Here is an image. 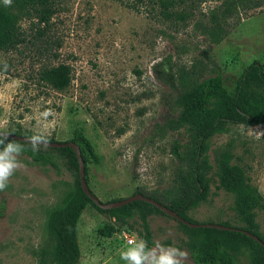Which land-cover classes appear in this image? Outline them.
<instances>
[{
  "label": "rangeland",
  "instance_id": "1",
  "mask_svg": "<svg viewBox=\"0 0 264 264\" xmlns=\"http://www.w3.org/2000/svg\"><path fill=\"white\" fill-rule=\"evenodd\" d=\"M51 1L54 12L44 34L49 43L36 34L31 3L12 0L9 6L15 12L22 6L19 24L27 39L0 51V63L7 65V72H0V130L41 132L57 141L82 134L97 155L86 165L89 187L101 201L144 192L167 202L187 169V160H179L173 148L179 143L186 155L192 145L187 126L173 127L180 112L177 98L184 88L215 75L233 89L245 67L264 64V0H207L176 23L114 0ZM58 63L72 70L64 91L24 79L29 71ZM209 142L212 168L203 197L185 212L186 220L241 228L234 195L220 186L218 163L223 153H231V163L264 195V122L229 124ZM38 152L50 162L21 153V166L0 191V264H41L48 216L75 188L68 152L44 146ZM144 212L151 247H177L188 253L186 264H194L189 231L152 207ZM256 222L264 236V209L257 210ZM107 225L115 229L109 237L99 234ZM125 233L143 239L138 213L119 220L88 204L77 223L76 264H126L119 256L128 246ZM238 264H249L246 256L239 254Z\"/></svg>",
  "mask_w": 264,
  "mask_h": 264
},
{
  "label": "trees",
  "instance_id": "2",
  "mask_svg": "<svg viewBox=\"0 0 264 264\" xmlns=\"http://www.w3.org/2000/svg\"><path fill=\"white\" fill-rule=\"evenodd\" d=\"M24 1L32 4L38 18V25L35 29L37 36L44 43H49L44 34L54 12L51 6L52 1L39 0L40 7L34 5V0ZM114 1H119L132 10H144L143 12L149 14L151 18L176 23L193 15L196 6L207 0ZM259 5L258 1L253 6L258 7ZM20 10L15 12L9 6H5L3 0H0V51L13 50L19 44L26 42L27 37L19 24V20L23 16L22 6ZM41 24L44 26L40 27ZM0 72H7L2 63H0ZM24 79L60 92L71 84L72 70L66 63L42 65L27 72ZM177 103L180 112L177 119L172 120L173 127L187 126L192 145L184 155L181 145L176 143L173 153L179 160H187V169L173 191L175 192L174 196L168 198L167 202L164 200L167 198L162 195L139 193L154 198L186 219L185 212L195 206L203 197L202 190L206 187L207 174L212 168L208 154L210 138L225 132L229 124L257 125L264 122V64L260 61H253L245 67L233 89L227 87L220 75L195 82L181 91ZM2 131L22 134L15 130ZM23 135L31 137L33 134ZM45 139L54 141L53 138L47 136ZM9 140L19 142L23 148L22 153L31 156L35 162H50L46 155L34 152L31 143L11 138ZM67 141L75 142L80 148L85 164V180L89 186V170L86 162L88 160L97 161L93 146L82 134ZM57 149L66 151L70 155L71 164L76 172V184L74 190L64 197L61 205L52 210L48 216L47 238L41 252V264H48L49 261L54 264H76L78 262L80 248L77 241V223L88 204H92L99 211L106 212L119 220L130 218L138 213L142 221V238L151 247L154 242L144 209L148 206L162 214L165 213L142 200L132 201L111 209H101L86 196L80 186L78 161L74 150L68 146ZM231 158L232 154L225 152L219 159L220 186L234 195L236 215L244 223L241 229H246L257 235L264 242V236L260 234L259 225L256 222L257 210L264 209V195L251 184L249 177L240 165L231 163ZM91 192L94 194L92 190ZM114 200L117 199L111 201ZM180 224L190 233L187 248L194 264H238L239 254L246 256L249 264H264V246L241 231L212 227H189L182 222ZM114 231L113 226L107 225L99 229V234L109 237Z\"/></svg>",
  "mask_w": 264,
  "mask_h": 264
},
{
  "label": "clouds",
  "instance_id": "3",
  "mask_svg": "<svg viewBox=\"0 0 264 264\" xmlns=\"http://www.w3.org/2000/svg\"><path fill=\"white\" fill-rule=\"evenodd\" d=\"M3 3L5 6H11L12 0H3ZM42 115L47 117L50 113L45 112ZM29 142L32 150L38 152L46 139L43 133L35 132ZM22 151L23 148L19 142L9 140V134L6 131H0V191L7 187L10 178L21 166L18 157ZM119 256L126 264H186L188 259L186 251L160 243L149 247L147 241L141 238L129 240L128 246L119 252Z\"/></svg>",
  "mask_w": 264,
  "mask_h": 264
},
{
  "label": "water",
  "instance_id": "4",
  "mask_svg": "<svg viewBox=\"0 0 264 264\" xmlns=\"http://www.w3.org/2000/svg\"><path fill=\"white\" fill-rule=\"evenodd\" d=\"M2 131V130H0ZM9 134V138L22 141V142H27L30 143V136L28 135H23V134H14L11 132L6 131ZM41 146L45 147H53V148H60V147H71L76 155L77 161H78V173H79V180H80V186L84 193L86 194L87 197H89L98 207L101 209H111L115 207H119L125 204H128L132 201L136 200H142L147 203H150L163 211L165 214L173 217L174 219L182 222L183 224L189 226V227H212V228H217V229H225V230H238L243 232L244 234L252 237L254 240L258 241L261 245L264 246V242L255 234L247 231L246 229H241L233 226H228V225H222V224H215V223H195L186 220L185 218L181 217L176 211L170 209L169 207L161 204L159 201L155 200L154 198L144 195L142 193H133L125 198H120L114 201H107L103 202L101 201L95 194L91 192V189L89 188L86 180H85V164L84 160L82 157V153L80 151L79 146L73 142V141H47L42 144Z\"/></svg>",
  "mask_w": 264,
  "mask_h": 264
},
{
  "label": "built area",
  "instance_id": "5",
  "mask_svg": "<svg viewBox=\"0 0 264 264\" xmlns=\"http://www.w3.org/2000/svg\"><path fill=\"white\" fill-rule=\"evenodd\" d=\"M123 237L125 239V243H128L129 240L134 239L131 236H129L128 234H126V233L123 235Z\"/></svg>",
  "mask_w": 264,
  "mask_h": 264
}]
</instances>
